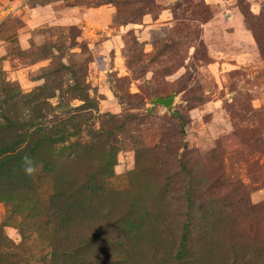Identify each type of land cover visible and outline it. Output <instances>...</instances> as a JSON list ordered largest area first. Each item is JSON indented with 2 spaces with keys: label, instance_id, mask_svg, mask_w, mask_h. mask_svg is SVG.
I'll list each match as a JSON object with an SVG mask.
<instances>
[{
  "label": "rangeland",
  "instance_id": "374dc122",
  "mask_svg": "<svg viewBox=\"0 0 264 264\" xmlns=\"http://www.w3.org/2000/svg\"><path fill=\"white\" fill-rule=\"evenodd\" d=\"M0 264H264V0H0Z\"/></svg>",
  "mask_w": 264,
  "mask_h": 264
},
{
  "label": "water",
  "instance_id": "95a60500",
  "mask_svg": "<svg viewBox=\"0 0 264 264\" xmlns=\"http://www.w3.org/2000/svg\"><path fill=\"white\" fill-rule=\"evenodd\" d=\"M174 98H175L174 94H172L169 97H156L150 101V104L152 106L155 105L168 106L174 101Z\"/></svg>",
  "mask_w": 264,
  "mask_h": 264
},
{
  "label": "clouds",
  "instance_id": "9594fccd",
  "mask_svg": "<svg viewBox=\"0 0 264 264\" xmlns=\"http://www.w3.org/2000/svg\"><path fill=\"white\" fill-rule=\"evenodd\" d=\"M23 159L25 161V167H24L25 173L32 174L35 171V168L32 166L31 159L27 156H25Z\"/></svg>",
  "mask_w": 264,
  "mask_h": 264
}]
</instances>
